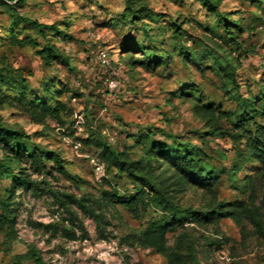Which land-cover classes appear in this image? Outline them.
<instances>
[{"label": "rangeland", "instance_id": "rangeland-1", "mask_svg": "<svg viewBox=\"0 0 264 264\" xmlns=\"http://www.w3.org/2000/svg\"><path fill=\"white\" fill-rule=\"evenodd\" d=\"M139 9L128 16L124 0H0V123L62 161V168L46 162L36 171L21 156L18 166L32 184L18 189L11 204L16 237L0 225V264H37L24 258L29 247L43 264H170L138 240L158 213L154 200L137 192L140 183L107 167L97 142L142 162L155 156L154 142L191 143L215 177L214 202L236 205L237 214L205 222L189 213L166 234L179 256L172 264H264V164L251 157L245 138L212 133L195 110L213 103L233 113L240 98H249L241 130L264 125V1L219 0L215 13L199 0H145ZM21 17L63 34L46 29L42 38ZM226 19H235L238 30ZM9 29L38 47L12 45ZM44 43L66 62L42 59L37 49ZM146 49L166 63H141ZM100 50L109 67L99 64ZM42 104L50 107L44 113ZM235 121L233 114L216 126L239 131ZM9 183L0 178V198ZM179 197L193 209L211 198L199 187ZM81 198L95 216L73 200Z\"/></svg>", "mask_w": 264, "mask_h": 264}, {"label": "trees", "instance_id": "trees-1", "mask_svg": "<svg viewBox=\"0 0 264 264\" xmlns=\"http://www.w3.org/2000/svg\"><path fill=\"white\" fill-rule=\"evenodd\" d=\"M139 2V7H136V2ZM145 0H124L126 14L134 16L142 6ZM202 5L212 12H216L217 3L219 0H199ZM264 1V0H257ZM9 9L13 15L17 13L10 5ZM218 14V13H217ZM24 22L32 24L40 37L44 38L46 29L52 30L55 34H63L60 29L53 24H44L36 20L28 19L27 17L20 18ZM231 26L238 30L239 26L235 19H226ZM10 43L15 46H31L38 47V43L34 38L25 36L18 38L11 29ZM145 55L141 57V63L151 66H162L163 61L166 63V58L150 57V50H144ZM37 53L41 55L42 59L49 61L52 58H59L66 62V58L58 53L56 48L49 44L44 43ZM135 59L133 55L129 56L128 61ZM224 71L227 79L234 82L233 70L228 69L227 64L224 66ZM249 98H240L237 101V111L231 113L229 111H222L216 109L213 103H202L195 107V110L205 120V122L212 126V133L219 132L223 135L229 136L234 140L245 138L247 150L251 157L261 166L264 164V125H258L253 131L241 130L243 122L246 119L244 109L249 106L247 104ZM38 101L32 104L30 112L36 114V107L40 105ZM57 106L63 107L59 103ZM42 112L44 113L50 107L42 104ZM51 111V110H50ZM235 115V123L233 125L239 131H231L229 129H219L216 123L219 119L229 118ZM100 148V157L106 163L107 167L114 168L117 172L125 174L129 179L135 183H140L137 188L139 194H147L155 202V208L158 211L157 215L147 222L145 228L139 233V243L145 247H151L158 252L165 253L168 261L172 264L173 260L178 258V254L171 250L167 245L166 234L170 228L175 224L181 223L185 217L191 212L200 217L205 222H210L218 215L228 216L236 215V205L227 206V202L216 201L217 192L213 186L215 177L205 172L200 159L191 143H164L154 142L151 145L152 152L155 156L149 157L146 162L132 159L125 149L112 150L102 142H97ZM0 178H7L10 180L8 187L5 191L7 196L0 198V207L2 214L0 215V225L5 228L7 235L16 237L15 229L12 218L10 217L11 204L13 202L15 193L20 188H27L32 184V180L28 177L27 173H23L22 168L18 166L21 156H24L29 166L34 170H41L46 162H53L58 168H62V161L57 152L54 151H36L26 142V135L22 131L9 128L0 123ZM16 162V165H13ZM171 171V174H168ZM204 188L210 193L211 198L204 206L193 209L191 206H185L179 203V194L187 189L196 190V188ZM116 197L117 193H111ZM72 199L68 195H65ZM84 198L73 199L75 200L89 215L95 216L93 209L88 206ZM121 202L131 203V199L120 200ZM214 202V203H213ZM228 207V208H227ZM71 236V235H68ZM24 258H31L37 264H43L41 257L34 247H29L24 254Z\"/></svg>", "mask_w": 264, "mask_h": 264}, {"label": "built area", "instance_id": "built-area-1", "mask_svg": "<svg viewBox=\"0 0 264 264\" xmlns=\"http://www.w3.org/2000/svg\"><path fill=\"white\" fill-rule=\"evenodd\" d=\"M98 62L100 65L104 66V67H109L110 66V62L109 59L105 53V51L100 50L99 54H98ZM108 81V85L110 87H113L115 85V83L112 80H107Z\"/></svg>", "mask_w": 264, "mask_h": 264}]
</instances>
